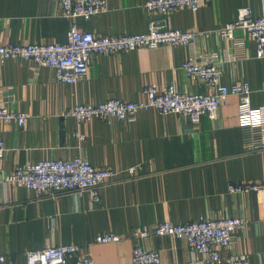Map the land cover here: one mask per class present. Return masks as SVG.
<instances>
[{
    "label": "crops",
    "instance_id": "0c3cea01",
    "mask_svg": "<svg viewBox=\"0 0 264 264\" xmlns=\"http://www.w3.org/2000/svg\"><path fill=\"white\" fill-rule=\"evenodd\" d=\"M146 0H109L108 11L90 20L63 16L58 0H0V44L65 43L73 23L96 35H135L149 29ZM250 8L264 15V0H211L197 11L182 9L166 19L167 27L185 32H212L197 47L217 55L225 86L248 83L252 107L264 108V60L243 30L226 41L216 30ZM158 19H163L157 15ZM238 44H235V42ZM189 47L160 46L111 55H94L87 76L59 83L53 68L26 60L0 65V102L29 115L25 126L0 123L6 152L0 179L18 167L45 160L80 158L98 169L117 173L101 188L100 202L88 193L39 196L20 185L4 184L0 193V264H27V252L47 246L77 245L95 264H131L136 245L157 251L162 264H204L203 256L184 239L151 236L162 222L184 224L199 219L239 217L247 222L223 256L245 254L250 264H264V191L230 194L229 183L264 181V148L248 151V139L260 141L264 129L241 128L239 98L231 95L215 119L192 123L155 109L133 121H78L66 112L78 105L118 99L146 102V89L174 84L187 94H212L213 87L194 82L182 69ZM137 167L136 176L128 170ZM117 234L120 242L102 244L97 237Z\"/></svg>",
    "mask_w": 264,
    "mask_h": 264
},
{
    "label": "built area",
    "instance_id": "2783aa9c",
    "mask_svg": "<svg viewBox=\"0 0 264 264\" xmlns=\"http://www.w3.org/2000/svg\"><path fill=\"white\" fill-rule=\"evenodd\" d=\"M62 14L68 19L83 18L90 20L108 11L109 0H58ZM211 0H146L145 9L149 16V29L146 33L135 35H96L82 30L73 23L65 43L28 45L0 44V65L10 60H26L37 67L53 68L59 83L74 84L84 79L90 69L94 55H111L142 49H154L160 46L189 47L190 58L182 69L196 83L213 87L212 94H187L177 90L174 84L158 89L151 85L146 89V102H126L118 99L96 105H78L66 112V116L78 121L92 119L133 121L138 113L155 109L162 114L174 113L199 123L202 116L216 118L219 107L231 95L239 98L238 124L241 128L264 129V108H253L251 96L253 90L248 83H234L228 87L221 84L222 65L214 53L204 52L197 47L199 41L212 32H185L167 27L166 19L176 11L189 9L197 11L203 3ZM157 15L163 19H158ZM245 31L255 46V57L264 60V15L254 16L250 8L238 11L237 19L216 30L220 38L236 41L235 32ZM239 41L235 42L238 44ZM264 90V89H263ZM29 115L9 110L0 102V123L25 126ZM248 151L264 148V137L259 142L248 139L244 145ZM6 145L0 139V160L4 157ZM137 167L128 170L136 176ZM117 173L108 168L98 169L90 162L80 158L71 160H45L18 167L15 171L0 179L4 184L20 185L26 190L35 191L39 196L61 193H88L93 202H100L101 188L109 185ZM230 194H245L264 191V181L247 183H229ZM5 204L0 193V206ZM247 226L239 217L220 219H199L184 224L162 222L153 230L135 231L137 240L151 236H172L184 239L189 247L203 256L204 264H250L245 254L223 256L221 249H228L235 235ZM117 234H103L97 237L102 244L120 242ZM27 264H95L93 258L82 252L77 245L47 246L44 249L29 251ZM0 261H4L1 257ZM131 264H162L157 251L146 250L136 245L132 251Z\"/></svg>",
    "mask_w": 264,
    "mask_h": 264
}]
</instances>
